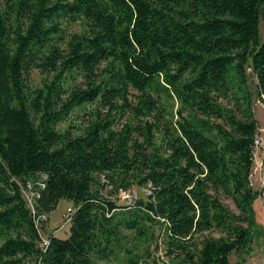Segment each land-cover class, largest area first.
Instances as JSON below:
<instances>
[{
    "label": "trees",
    "instance_id": "obj_1",
    "mask_svg": "<svg viewBox=\"0 0 264 264\" xmlns=\"http://www.w3.org/2000/svg\"><path fill=\"white\" fill-rule=\"evenodd\" d=\"M256 95L264 0H0V264L111 261L150 223L172 264H232L258 230ZM63 198L69 235L43 245Z\"/></svg>",
    "mask_w": 264,
    "mask_h": 264
},
{
    "label": "rangeland",
    "instance_id": "obj_2",
    "mask_svg": "<svg viewBox=\"0 0 264 264\" xmlns=\"http://www.w3.org/2000/svg\"><path fill=\"white\" fill-rule=\"evenodd\" d=\"M82 25L80 21L77 23L69 24V32L81 30ZM249 72V83L251 88L256 91L257 77L251 68ZM43 75L35 70L32 75V81L36 84L42 83ZM74 80L70 81L71 84ZM177 105V104H176ZM177 107V106H176ZM89 105L86 109H76L68 119L61 122L59 127L61 129H75V126L82 123L85 117V111L89 110ZM254 112L255 116L259 120L260 131L264 139V105L257 103V95L254 98ZM255 167V165H254ZM254 169V168H253ZM252 183L255 188L260 185L259 175L252 176ZM133 190L139 197H145L144 186H133ZM225 202L229 204L234 210L236 206L234 202L227 197H223ZM29 204L33 205V199L27 197ZM72 203L67 199H61L57 208L48 214L46 227L43 231L44 237H48L50 233H55L61 238H66L69 235V223L64 224L62 214L67 210ZM256 210V220L258 223V230L254 236L252 242L245 250L241 252H233L231 255L232 264H264V245H263V231H264V197L257 198L254 203ZM126 235L122 242V250L119 252L118 257L111 261H99L98 264H130L129 258H136L139 260V264H172L178 261L176 251L173 254H169V248L167 243V236L163 227L157 223H150L147 226L146 235L144 237H138L135 231L123 230ZM215 234H218L217 232Z\"/></svg>",
    "mask_w": 264,
    "mask_h": 264
},
{
    "label": "built area",
    "instance_id": "obj_3",
    "mask_svg": "<svg viewBox=\"0 0 264 264\" xmlns=\"http://www.w3.org/2000/svg\"><path fill=\"white\" fill-rule=\"evenodd\" d=\"M257 103H260L264 105V100L261 98L257 99ZM258 174L260 179V185L258 189L260 190L259 198L264 197V139L260 133H258L255 136V167L252 172V176ZM151 193V186L148 185L145 187V194L149 195ZM25 196L26 198L29 197L33 199V205L30 207L32 208L33 212L35 213L34 208V198H35V191L32 189L31 183L27 184V187L25 188ZM137 196L136 192L133 189H127V190H121L120 191V197L123 200H126L129 202L133 197ZM28 200V199H27ZM29 202V201H28ZM75 208L72 206H69L67 210L62 214L64 224H70L72 220V216L74 214ZM48 219V214H41L37 221L40 222V220ZM48 243V237H44L43 235V245Z\"/></svg>",
    "mask_w": 264,
    "mask_h": 264
}]
</instances>
